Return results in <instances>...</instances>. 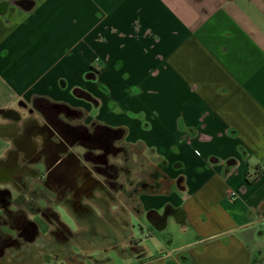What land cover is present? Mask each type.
I'll list each match as a JSON object with an SVG mask.
<instances>
[{
  "label": "crops",
  "instance_id": "obj_1",
  "mask_svg": "<svg viewBox=\"0 0 264 264\" xmlns=\"http://www.w3.org/2000/svg\"><path fill=\"white\" fill-rule=\"evenodd\" d=\"M48 111L77 138L15 264H264V0H0V160Z\"/></svg>",
  "mask_w": 264,
  "mask_h": 264
},
{
  "label": "flooded vegetation",
  "instance_id": "obj_2",
  "mask_svg": "<svg viewBox=\"0 0 264 264\" xmlns=\"http://www.w3.org/2000/svg\"><path fill=\"white\" fill-rule=\"evenodd\" d=\"M45 119L52 127L53 132L51 135L48 134L46 136L43 134L44 129H40L38 134L42 139V144L40 146L30 140V136L32 133L34 134L32 131L33 124L30 123V120L24 121L20 135L21 144L18 147L21 151V158L19 159L22 163L16 161L15 152L9 153L7 159L0 160V181L6 184V186L0 184V191H5L11 196V200L7 205H2V203H0V260L5 258L7 252L11 253L12 258H16V256L20 255L23 251L27 252L28 246L35 243L38 239L34 222L28 220L24 216V213L9 209L12 203V190L16 192L18 196H24L23 193L25 190L22 189L21 180L27 176V174H31L33 178L37 179L38 183L41 182L39 172L28 170L26 166L27 163L33 159L32 157L34 155L39 160L43 158V164L46 166H48L51 159H53L54 163L60 161V153L63 151L62 147L64 144L72 145L77 138V132L75 130L68 131L65 129L61 121L56 120L51 112H47ZM70 158L73 160L75 157L70 155ZM64 161L60 162V165L47 175V181H45V183L54 179L55 176V180L61 179V168L63 167ZM7 184L9 185L7 186ZM44 184L42 183L41 185L43 186ZM4 195L5 194H3V196ZM1 196L0 194V199ZM35 212H38L40 215L44 213L39 211V209H35ZM35 212L33 211L32 215H35ZM46 212L49 213L52 221L60 224L59 215L57 213L49 212V210Z\"/></svg>",
  "mask_w": 264,
  "mask_h": 264
},
{
  "label": "rangeland",
  "instance_id": "obj_3",
  "mask_svg": "<svg viewBox=\"0 0 264 264\" xmlns=\"http://www.w3.org/2000/svg\"><path fill=\"white\" fill-rule=\"evenodd\" d=\"M131 157L134 160L133 162H131L132 177L134 176L135 179L138 180V179H140V176H139L140 173L141 174H145L146 172L149 171L150 166H151L150 165L151 160L149 159V156H145L143 154V151H141V150H136L135 152H132ZM139 166L142 169H139ZM30 188H32V187H30ZM29 192L31 193L33 191L29 190ZM30 193L28 194L26 192V193H24V196H21V195L18 196L17 193L13 192V194H12V203H11L9 209L12 210V211L18 210L21 213H24V216L27 219H29L31 221H34V222H37L39 224L40 230L42 232H44L45 229H46V226L44 225L45 224L44 221L41 219L40 216L32 215L33 211L35 212V209H36L35 206H34V204H35L34 202L35 201L32 200V198H34L35 195H34V193H31V194ZM136 232L137 233H135L134 239L137 242H140L141 244H148L149 243V245L155 244V240L154 239L149 241L151 237H147L146 235H141L138 232L137 229H136ZM46 252L47 251L41 250L40 252H37V253H38L39 257L44 256L46 258V256H47V258H48V255L46 254ZM49 258H51V257H49ZM49 258H48V261H49ZM0 264H15L13 259H11V253L10 252H7L6 255H5V258L0 260ZM49 264H51L50 261H49ZM52 264H57V263L56 262H54V263L52 262ZM73 264H75V263H73ZM116 264H119V263L116 262Z\"/></svg>",
  "mask_w": 264,
  "mask_h": 264
},
{
  "label": "trees",
  "instance_id": "obj_4",
  "mask_svg": "<svg viewBox=\"0 0 264 264\" xmlns=\"http://www.w3.org/2000/svg\"><path fill=\"white\" fill-rule=\"evenodd\" d=\"M107 130L110 134H112V136L114 137V139L116 141H119L122 139V137H123V130L122 129H107ZM0 194L2 195L1 199H0V203H2V205H7L9 203V201L11 200V196H9V194L6 193L5 191H0ZM3 194H5V195L3 196ZM165 211H167V208L165 209ZM252 264H256L255 258H253Z\"/></svg>",
  "mask_w": 264,
  "mask_h": 264
},
{
  "label": "built area",
  "instance_id": "obj_5",
  "mask_svg": "<svg viewBox=\"0 0 264 264\" xmlns=\"http://www.w3.org/2000/svg\"><path fill=\"white\" fill-rule=\"evenodd\" d=\"M100 65H101V64H100L99 59L96 58L95 61H94V68H95V69H98ZM195 154H196V155H199V153H198L197 151L195 152Z\"/></svg>",
  "mask_w": 264,
  "mask_h": 264
}]
</instances>
